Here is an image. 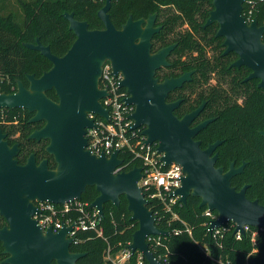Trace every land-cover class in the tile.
<instances>
[{
	"label": "water",
	"instance_id": "1",
	"mask_svg": "<svg viewBox=\"0 0 264 264\" xmlns=\"http://www.w3.org/2000/svg\"><path fill=\"white\" fill-rule=\"evenodd\" d=\"M244 4L245 0H213L214 9L204 28L219 25L217 37L225 39L224 54L235 53L239 57L231 67L249 68L251 73L246 81L259 80L258 87L264 89V44L260 42L264 26L259 25L257 18L251 23L246 20ZM110 9L111 0H106L105 7L98 12L105 27L102 30H91L86 21L75 19L74 13H65L63 16L76 40L62 57L55 56L40 39L35 44H24L45 57L52 68L40 78L28 75L29 88L19 81L17 92L0 93V110L25 109L35 114L32 122H45L30 139L48 140L47 153L61 165L59 172L52 173L48 160L38 163L35 154L25 165H20L19 145L11 147L0 131V213L12 224L11 231L0 232V239L12 253V259L6 264H78L86 254L71 251L73 239L68 234L73 226L59 232L48 229V236L44 237L31 219L36 211L31 201L37 197L50 198L51 203L64 205L81 200L89 187H95L99 193L90 207L97 209L101 217L106 204L119 207L121 197H126L131 219L139 222L129 248L141 253L148 264H162L151 251L148 239L170 236V233L157 227V218L149 208L150 200L136 184L143 177V169L135 167L114 176L113 168L122 165L118 152L111 157L96 158L84 151L88 143L83 139L84 129L94 127L93 121L86 119V113L94 111L95 115L109 118L108 111L98 102L108 97L107 91L98 89V82L102 65L109 58L116 73L122 70L127 77L121 87L129 95L127 104L135 106L131 117L135 128H145V144L158 145L165 166L183 165L187 179L182 177V186L174 193L179 195L181 204L186 205L191 196L198 197L201 207L217 212V218L210 223L211 232L229 222L236 225L235 233L244 234L245 226L264 230V205L247 198L248 185L241 190L232 185L233 178L243 174L246 163L236 167L232 162L228 170L217 167V149L223 142L217 141L203 149L202 142L196 140L214 121L210 119L192 127L206 103L179 118L175 111L182 100L168 101L172 92L192 81L195 71L162 81L157 77L159 70L169 67V57L178 46L173 44L153 52L154 37L162 29L156 26L157 14L139 20L130 16L122 28L117 29L110 18ZM138 41L142 42L137 44ZM53 90L58 102L47 95ZM149 98L155 107L148 103ZM9 100L12 102L8 103ZM78 105L79 113L76 112ZM261 135L264 137V132ZM49 178H52L51 183L46 182Z\"/></svg>",
	"mask_w": 264,
	"mask_h": 264
},
{
	"label": "trees",
	"instance_id": "2",
	"mask_svg": "<svg viewBox=\"0 0 264 264\" xmlns=\"http://www.w3.org/2000/svg\"><path fill=\"white\" fill-rule=\"evenodd\" d=\"M10 2L0 0V93H15L19 81L28 87V75L40 78L52 68L45 57L24 44H35L40 39L58 57L69 51L76 36L69 29L65 13H74L75 19L86 21L91 30L105 28L98 12L106 0H17L20 13L8 10ZM213 9V0H111L109 15L115 27L121 29L130 16L139 20L157 14V26L162 29L154 37V52L178 45L169 57V67L159 70L157 77L164 80L195 71L192 82L169 96V101L183 99L175 115L182 118L207 102L197 120L214 121L200 132L197 140L202 142L203 149L217 141L223 142L217 149V167L228 170L232 162L236 167L246 163L243 174L235 176L232 185L237 190L248 185L247 198L264 205V137L261 135L264 132V89L258 87L259 80L246 81L251 73L249 68L231 67L238 56L224 54L225 39L217 37L219 25L204 28ZM255 18L260 26L264 25V1L257 2ZM119 92L127 90L121 88ZM47 95L58 102L54 90ZM32 117L28 111L0 110V128L10 137L21 134L20 164L26 163L32 151L39 161L47 158V141L38 143L27 139L44 124L32 123ZM137 131L142 139L144 128ZM120 158L124 166L127 165L123 172L143 166V160L135 159L131 152H121ZM49 165L51 169L56 165L53 158ZM157 192L152 187L145 194L157 218V227L170 233V236L153 237L149 242L151 251L162 264H264L263 229L252 227L255 242L253 232L238 240L232 222L211 232L210 222L218 214L204 215L207 208L200 206V198L191 196L186 205L178 202L169 210L159 198H151ZM98 196L96 188L89 187L80 201L88 204L86 210L90 211V205ZM131 217L125 196L121 197L119 207L106 204L101 221L103 236L94 231L80 232V241L71 246L73 253L86 254L78 264H107L109 247L118 251L120 245L132 243L139 222ZM254 247L258 252L249 256ZM132 264H136V255ZM143 264H148L144 257Z\"/></svg>",
	"mask_w": 264,
	"mask_h": 264
},
{
	"label": "built area",
	"instance_id": "3",
	"mask_svg": "<svg viewBox=\"0 0 264 264\" xmlns=\"http://www.w3.org/2000/svg\"><path fill=\"white\" fill-rule=\"evenodd\" d=\"M264 1V0H245L244 4V10L243 15L246 18V20L251 23L255 19V6L257 2ZM245 6L247 8L245 9ZM264 26V25H263ZM118 78H113L112 83H109L108 81L104 82L103 90L107 91L108 97L101 100V103L103 107L108 111L109 118L105 119L101 116L94 114V129L97 130V135H100V130H103L105 135H109L113 141V151L105 152L103 150L102 144H98L97 147L101 149L100 156L106 155L107 157H111L115 152L120 153L121 152H131L134 154L135 159H142L143 160V166L141 168L143 169V177L140 181L148 179L149 176L152 174L153 170L156 168H159L162 173H166L171 166L167 167L162 162L161 158L162 155L158 153V145H147L146 137L144 134L142 135V139H139L137 130L138 128H135V122L132 120V115L135 112L133 109H135V106L128 105L127 99L129 97L128 93H120L119 89H121V83H117ZM111 125V132H109L108 127ZM144 128V127H141ZM145 130V128H144ZM144 133V132H143ZM127 141V142H125ZM139 141V143H137ZM120 143V148H115V144ZM140 153L139 156L136 155V153ZM155 153V155H153ZM147 154L149 161H145L144 155ZM121 159V158H120ZM127 166V165H126ZM123 161L120 168L122 169L121 172L124 171ZM120 173V172H119ZM181 176V181H182ZM182 186V183H181ZM139 187L142 188L143 192L145 193V189L149 188H156V190L160 193V195H152L151 198H159L169 210H172L175 205H177L178 202H180L179 199H176V196L174 193L179 189L175 188L173 185L169 186V190L167 192L164 191L163 185H158V183L153 180L147 185H143L142 187L139 184ZM181 188V187H180ZM168 196V197H167ZM174 201V202H173ZM181 203V202H180ZM69 205V211L64 212V205H57L53 204L54 208L56 210V216L53 218L54 220H59L61 227L59 229L56 228L55 223L51 224L48 229H52L54 232H59L60 230L64 229L65 227H72L73 229L71 232H69L68 237L73 239V243H77L80 241L79 233L85 232V231H94L96 234L100 237L103 236V227L101 226L102 217L99 214V211L97 209H93L90 207V211L86 210V207H88V204H82L80 200H76L72 203H66ZM91 206V205H90ZM80 209H83V211H80ZM208 210V209H207ZM43 212H46V210H43ZM42 212V214H43ZM213 216V212H210ZM48 215H51V212H47ZM177 217V215H175ZM217 218L213 217L212 220H215ZM81 220H83V223L85 227H81ZM211 223V222H210ZM47 229V230H48ZM236 229V225H235ZM245 233L242 234L240 232L235 233V236L237 238V235H239V239L241 240L244 235H246L249 232L252 231L251 226H245L244 227ZM210 231V230H209ZM178 234V232L176 233ZM253 242H255V236L256 233L253 232ZM153 239V237H150L148 239V242H150ZM128 244L126 246L120 245V248L118 251H113L110 247L107 249L106 252V261L107 264H132L133 256L136 255V264H143V255L139 252L134 253ZM127 255V259H124V256Z\"/></svg>",
	"mask_w": 264,
	"mask_h": 264
},
{
	"label": "clouds",
	"instance_id": "4",
	"mask_svg": "<svg viewBox=\"0 0 264 264\" xmlns=\"http://www.w3.org/2000/svg\"><path fill=\"white\" fill-rule=\"evenodd\" d=\"M142 41H138L137 44L141 43ZM261 44H264V36L260 38ZM113 78H118L117 83L120 81H125L126 80V75L125 73L121 70L120 72L116 73L113 61L109 58L106 59L102 65V71H101V78L98 82V89L103 91L102 88L104 86V82L108 81L109 83H112ZM161 84V83H159ZM162 85V84H161ZM148 96L151 97L152 93H148ZM102 98L99 99V103L101 102ZM8 103H11L12 101L9 100L7 101ZM242 103V101H239ZM148 103L155 107L154 101L149 98ZM61 103L57 104L60 105ZM135 109H133L134 111ZM81 111V107L78 105L76 108V112L79 113ZM94 111H88L86 113V119L88 121H93L94 119ZM109 132H111V125L107 126ZM83 139L88 141V143L84 146V151L86 153L91 154L92 156L98 158L100 156L101 149L97 147L98 144H101L103 142L102 147L105 152H111L113 151V141L109 135H105L103 130H100V135H97V130L93 128V126H86L84 129V134H83ZM127 142V141H125ZM139 143V141L137 142ZM120 143L115 144V148H120ZM137 156L140 155V153H136ZM155 155V153H153ZM57 159V158H56ZM145 161H149L148 155H144ZM111 161V159H108ZM61 165L59 164L58 160L56 165L53 167L51 170L52 173H57L60 170ZM122 169L118 166L114 167L112 170V175H117L119 172H121ZM181 176L184 177V179H187V174L183 171V165L173 163L171 168L166 172L162 173L159 168H156L153 170L152 174L149 176L148 179L142 180V181H136V184H140L142 187L143 185H147L153 180H155L158 185H163L164 191L167 192L169 190V186L173 185L175 188H180L181 187ZM47 183L52 182V178H49ZM147 191V189H145ZM195 191V189H193ZM153 195H160L159 192L154 193ZM176 199H179V195L176 196ZM50 198H46L41 200L39 197L33 199L31 201L33 207L36 209L35 212L31 214V219L35 223L36 227L41 230V234L44 237L48 236L47 229L49 226L53 223H55V226L57 229L61 227L59 220H54L53 218L56 216V210L54 208L53 203H51ZM174 202V201H173ZM43 210H46V212H43ZM69 205L65 204L64 206V212H68ZM80 211H83V209H80ZM43 212V214H42ZM47 212H51V215H48ZM204 215L210 216L211 213L206 209L204 211ZM2 213H0V223H2V226H0V232L4 231L7 229L8 231L12 230V224L10 222V219L6 217ZM81 227H85L83 220H81ZM237 239H239V235H237ZM0 252H6V255H0V264H6L7 261L12 259V253L7 251L6 247V242L3 239H0ZM258 252L257 248H253L252 251L249 253V256L255 254ZM124 259H127V255L124 256Z\"/></svg>",
	"mask_w": 264,
	"mask_h": 264
},
{
	"label": "flooded vegetation",
	"instance_id": "5",
	"mask_svg": "<svg viewBox=\"0 0 264 264\" xmlns=\"http://www.w3.org/2000/svg\"><path fill=\"white\" fill-rule=\"evenodd\" d=\"M156 26H157V22H156ZM153 52H154V50H153ZM156 52H157V51H156ZM238 58H239V57H238ZM237 60H238V59H237ZM237 60H236V61H237ZM190 72H191V71H190ZM184 74H185V73H184ZM194 74H195V72H194ZM182 75H183V74H182ZM178 77H180V76H178ZM170 78H171V77H170ZM165 79H166V78H165ZM192 79H193V78H192ZM161 81H162V80H161ZM191 82H192V81H191ZM28 83H29V81H28ZM189 83H190V82H189ZM186 84H188V83H186ZM186 84H185V85H186ZM185 85H184V86H185ZM27 88H29V86H28ZM183 88H184V87H183ZM183 88H181V89H183ZM17 90H18V88H17ZM177 90H180V89H177ZM177 90H175V91H177ZM175 91H174V92H175ZM16 92H17V91H16ZM172 93H173V92H172ZM179 100H182V102H183V99H179ZM168 101H169V98H168ZM176 101H178V100H176ZM176 101H169V102H176ZM203 103H206V104H207V102H203ZM203 103H202V104H203ZM181 104H182V103H181ZM202 104H201V105H202ZM201 105H200V106H201ZM200 106H199V107H200ZM179 107H180V106H179ZM199 107H198V108H199ZM205 107H206V106H205ZM198 108H197V109H198ZM177 109H178V108H177ZM204 109H205V108H204ZM1 110H3V109H1ZM17 110L27 111V110H25V109H17ZM195 110H196V109H195ZM193 111H194V110H193ZM203 111H204V110H203ZM203 111H202V112H203ZM28 112H29V111H28ZM191 112H192V111H191ZM191 112H190V113H191ZM29 113H31V112H29ZM31 114L33 115V117H32V119H33L34 116H35V114H34V113H31ZM187 114H188V113H187ZM201 114H202V113H201ZM201 114H200V115H201ZM183 117H184V116H183ZM199 117H200V116H199ZM199 117H198V118H199ZM205 121H207V120H205ZM31 122H32V121H31ZM202 122H204V121H200V122H198V120H196V121L193 123L192 127H195V126H197L198 124H200V123H202ZM32 123H34V122H32ZM37 123H41V122H37ZM42 123H44V124H43V126H42L40 129H42V128L44 127V125H45V122H42ZM40 129H37V130H40ZM37 130H35V131H37ZM0 131H2L3 134L6 135V139H5V140L9 142V145H10L11 147L17 144V145H19V151H20V152L22 151V142H23V141H22V142L19 141V140H21V134L18 133V134H16L15 136H11V137H10L9 134H8V133H5L1 128H0ZM35 131H34V132H35ZM34 132H33V133H34ZM33 133H32V134H33ZM32 134H31V135H32ZM31 135H30V136H31ZM30 136L27 138V139L30 140V141H35V142H38V143H40L41 141H47V142H48V145H49V143H50L48 140H41V141L31 140V139H30ZM13 140H14V141H13ZM196 140H197V139H196ZM11 141H13V143H11ZM200 142H201V141H200ZM34 147H35V146H34ZM47 147H48V146H47ZM47 147H46V149H47ZM46 149H45V151H46ZM20 152H19V154H20ZM19 154H18V156H19ZM32 154H35V158H36V160H37L38 163H41L42 161H44L45 159H47L48 162H49L48 164H50V158H53V157L50 156V155L47 153V151H46L47 158H43L42 160L39 161L36 152H33V151H32L31 153H29V155H28V157H27V159H26V163H27V160L29 159V157H30ZM18 156H17V160H18ZM53 160H54V158H53ZM18 161H19V160H18ZM54 162H55V161H54ZM26 163H24V164H20V161H19V164H20V165H25ZM49 168H50V165H49ZM50 169H51V168H50ZM4 219H5V218H4ZM0 226H2V223H0ZM2 254L5 255L4 252H2Z\"/></svg>",
	"mask_w": 264,
	"mask_h": 264
},
{
	"label": "rangeland",
	"instance_id": "6",
	"mask_svg": "<svg viewBox=\"0 0 264 264\" xmlns=\"http://www.w3.org/2000/svg\"><path fill=\"white\" fill-rule=\"evenodd\" d=\"M106 5V3H105ZM104 5V7H105ZM9 11H14V12H18L20 13L22 10L20 9V7L18 6L17 0H11L10 5L8 7Z\"/></svg>",
	"mask_w": 264,
	"mask_h": 264
}]
</instances>
